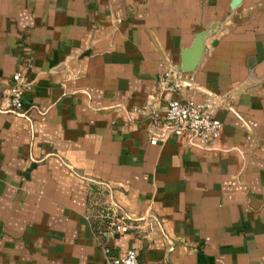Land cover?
<instances>
[{"label":"crops","instance_id":"0c3cea01","mask_svg":"<svg viewBox=\"0 0 264 264\" xmlns=\"http://www.w3.org/2000/svg\"><path fill=\"white\" fill-rule=\"evenodd\" d=\"M232 2L0 0V108L14 73L28 85V118L0 112V264H105L106 247L141 264H264V0ZM168 71L192 85L164 91ZM208 93L222 124L209 149L151 145L131 111ZM86 178L150 226L99 233Z\"/></svg>","mask_w":264,"mask_h":264},{"label":"built area","instance_id":"2783aa9c","mask_svg":"<svg viewBox=\"0 0 264 264\" xmlns=\"http://www.w3.org/2000/svg\"><path fill=\"white\" fill-rule=\"evenodd\" d=\"M157 80L162 89L169 92H178L182 87L192 85V80L184 79L181 72L168 71L159 75ZM11 81L6 95L8 106L0 108V112L28 118L22 102V94L28 85L20 72L14 73ZM219 104L221 100L208 93L201 103L170 100L162 117L158 112L151 111L148 106L133 107L131 111L146 117L151 145H162L171 137H180L191 147L209 149L222 127L221 122L214 116V110ZM83 180L93 186L88 192V217L104 225V229L99 233L124 235L132 229H137L139 223L142 226H150L153 221L151 215L133 218L119 209L108 183L88 178ZM104 252L105 264H141L137 253L132 249L127 250L122 257L112 255L108 247L104 248Z\"/></svg>","mask_w":264,"mask_h":264},{"label":"water","instance_id":"95a60500","mask_svg":"<svg viewBox=\"0 0 264 264\" xmlns=\"http://www.w3.org/2000/svg\"><path fill=\"white\" fill-rule=\"evenodd\" d=\"M240 0H233L232 6L237 4ZM208 36L207 32H202L198 34L195 38V41L190 50L182 53V65L180 71L185 73H190L195 68V65L199 61L202 51L203 45L206 37Z\"/></svg>","mask_w":264,"mask_h":264}]
</instances>
